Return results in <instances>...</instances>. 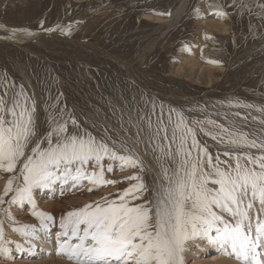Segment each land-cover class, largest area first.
<instances>
[{"label":"rangeland","instance_id":"374dc122","mask_svg":"<svg viewBox=\"0 0 264 264\" xmlns=\"http://www.w3.org/2000/svg\"><path fill=\"white\" fill-rule=\"evenodd\" d=\"M261 4L264 0H0V92L5 90L6 82H14L16 91L23 85L36 104L38 134L48 131L50 115H62L69 121V130L73 128L71 119H75L81 130L86 129L98 139L116 141L117 146L126 143L144 165L143 170H121L118 160L105 158V179L119 183L91 186L87 180H53L35 187L32 201L14 202V192L4 196L13 173L0 169V196L5 200L0 205V220L8 241L5 247L10 248L11 254H20L10 258L8 251L0 253V264H32L45 261L52 254L61 256L60 252H53L58 244L51 245L49 252L36 244L33 252L39 245L38 251L43 250L48 256L25 257L24 253L20 260L17 246L24 249L34 241L33 235L22 237L12 232L18 235L14 238L5 228L8 218L41 227L40 218L33 212L47 211L53 220L47 222L49 228L44 230L52 231L69 211L93 201L103 203L102 198L115 199L136 183L124 179L134 174L142 177L147 186L144 196L151 199L160 162L154 152L157 142L147 125L149 121L153 126L157 124L161 107L166 124L173 108L182 111L190 124L206 118L227 124V113L243 131L259 135L264 128L259 122L261 113L255 107L240 108L235 104L239 101L264 107ZM11 29L18 31L13 35ZM24 29L31 34L19 31ZM237 112L239 117L233 115ZM168 127L171 131V125ZM197 139L207 144L213 154L222 152V146L199 128ZM130 140L139 147L135 148ZM109 164L112 171L107 170ZM15 175L19 177V170ZM17 183L22 185V177L14 188ZM90 186L92 191L88 190ZM50 205L52 209L48 210ZM252 215L255 217V209ZM212 234L215 236L214 230ZM67 239L63 236L61 244ZM190 246L185 264H211L227 255L226 260L243 264L227 248L225 252H197V247ZM261 250L264 252V248Z\"/></svg>","mask_w":264,"mask_h":264},{"label":"snow or ice","instance_id":"6c2138e0","mask_svg":"<svg viewBox=\"0 0 264 264\" xmlns=\"http://www.w3.org/2000/svg\"><path fill=\"white\" fill-rule=\"evenodd\" d=\"M17 31L11 29L13 35ZM19 31L31 34L27 29ZM235 106L255 107L264 125V107L239 101ZM224 119L227 124L210 118L190 124L182 111L173 108L166 124L161 107L157 124L149 121L147 125L157 142L154 152L160 162L152 198H145L147 186L140 175L125 177L136 183L115 199L93 201L62 218V236L68 239L60 245V253L76 264H185L188 242L208 238L221 249L230 248L243 264H264V252L258 251L264 248V128L257 135L243 131L227 113ZM70 122L72 130L62 115H50L48 131L38 134L35 101L23 85L16 91L14 82H6L0 92V169L13 175L4 196L14 192L13 202L32 201L33 189L53 180H87L91 186L119 183L105 179V158L118 160L121 170H143L142 159L126 143L117 146L116 141L98 139L81 130L75 119ZM197 128L221 145L222 152H210L197 139ZM107 170L112 171L111 164ZM21 177L22 185L14 188ZM4 196L0 205L5 203ZM33 215L40 218L42 228L53 220L45 212ZM29 228L31 232L23 231ZM17 230L26 236L35 234L31 225ZM73 239L78 242L71 243ZM7 243L0 220V253L6 251Z\"/></svg>","mask_w":264,"mask_h":264},{"label":"bare ground","instance_id":"6f19581e","mask_svg":"<svg viewBox=\"0 0 264 264\" xmlns=\"http://www.w3.org/2000/svg\"><path fill=\"white\" fill-rule=\"evenodd\" d=\"M184 5V4H183ZM63 9V8H62ZM105 17V16H104ZM57 28V27H56ZM24 81H25V83L28 85V87H30V89L32 90V92H33V95H34V91H33V88H32V85L30 84V81L29 80H27V77L24 75ZM35 97H36V95H35ZM113 127H116V126H114L113 125ZM117 128V127H116ZM117 131H120V133L121 134H123V136L124 137H126V138H128L127 137V134H125V133H122L121 132V130H117ZM130 142L133 144L134 142H132L131 140H130ZM134 146H135V148H138L137 147V145L134 143ZM147 152V151H146ZM152 165V164H151ZM155 165V164H154ZM0 184H2V182L0 183ZM2 186V185H1ZM1 186H0V189H1ZM115 191V190H114ZM1 193V192H0ZM115 194V193H114ZM36 200V199H35ZM17 203V202H16ZM46 207H47V205H45ZM51 208V205L50 206H48V210ZM62 208V207H61ZM52 209V208H51ZM15 211H16V209H15ZM45 213H48V214H50V215H52V213H49V212H47V211H45ZM27 215V214H26ZM12 216V215H11ZM24 216V215H23ZM61 216V215H60ZM22 217V216H21ZM227 218V217H226ZM62 219V218H61ZM18 223V226H16L15 224H17ZM24 224L22 223V222H17L15 219H13V217L12 218H8V220H7V223H6V225H5V228H9L8 230H9V232L11 233L10 235H12V234H18V235H21L22 236V231H18L17 229H22V226H23ZM30 225H33V223H30ZM16 226V227H15ZM49 228V227H48ZM30 229V228H29ZM29 229H23V231H27V232H31L32 230H29ZM46 230V231H45ZM44 230V228H42V227H38V226H36L35 227V234L33 235V240L34 241H32L31 243H28L27 244V246H25V248L24 249H20L19 248V246H17V248H16V250H18V252L19 253H21V257H19V259L20 260H22L21 258L23 257V254L24 253H26V255H25V257H27L28 255V257H31V255H33V254H40V255H42V254H44V251L45 252H49V250H50V248H51V245H55V244H58V246L55 248V247H53V248H55V250L53 251L54 253H59L60 252V245H61V241H62V232H63V229L60 227V226H58L57 228H55V229H52V231H49V230H47V229H45ZM8 232V233H9ZM12 232H14V233H12ZM18 235L17 236H15V235H12V236H14V238H16V237H18ZM24 235V234H23ZM212 236H213V234H212ZM20 237V236H19ZM23 237V236H22ZM36 240V241H35ZM78 242V240H74V242L73 243H77ZM26 243V242H25ZM24 243V244H25ZM36 244H39L40 245V248L41 249H44V251L42 250V252H39L38 250H40L41 251V249H38V247H39V245H38V247L36 248V251L35 252H33L35 249H34V247H36L35 245ZM188 244L189 245H187V246H190V245H192L193 247L195 246V247H197V252L198 251H205L206 249H208L209 251L210 250H213V251H216L217 249H221V248H219V247H217L216 245H214V244H212V243H210V241H209V239L208 238H198V239H195V240H191V241H189L188 242ZM191 247V246H190ZM192 249V248H191ZM194 249V248H193ZM10 250V248L9 247H6V251L4 252V253H6L7 251H8V254L9 255H11V257L10 258H17L18 256H20V254L19 255H15L14 253L13 254H11L12 252L11 251H9ZM222 250V249H221ZM227 250H229V254H232L231 253V249L230 248H227ZM188 251H190V249L188 250ZM187 251V252H188ZM196 251H194V252H196ZM220 251V250H219ZM223 251L225 252V249H223ZM258 251H259V249H258ZM52 252V253H53ZM186 252V253H187ZM261 252H263L262 250H261ZM8 254H6V255H8ZM49 254V253H48ZM48 254H44V256H48ZM223 254V253H222ZM6 255L4 256V258H7L6 257ZM225 255H226V253H225ZM234 255V254H233ZM35 256V255H34ZM221 256H224V255H221ZM221 256L219 257V258H221ZM24 257V258H25ZM38 257V256H37ZM42 257H43V255H42ZM217 257V256H216ZM215 257V258H216ZM226 257H228V255L226 256ZM226 257L224 256L223 257V259L221 260V259H217V260H214L215 262H213V263H211V261H210V263L211 264H237L234 260H230V259H227L226 260ZM33 259V258H32ZM37 259V258H36ZM41 259V258H40ZM46 260L45 261H40V262H38V263H35V261H32L31 263L32 264H73L74 262H75V260H74V262L73 263H70V260H72V259H69V258H67V256L66 255H62L61 254V256L60 255H55V254H52L51 255V257L49 258H45ZM25 261H26V259H24ZM196 260V259H195ZM4 262V261H3ZM72 262V261H71ZM207 263V262H206ZM241 263V262H240ZM16 264V263H15ZM19 264H27L26 262H20ZM29 264H30V262H29ZM198 264H199V262H198ZM242 264V263H241Z\"/></svg>","mask_w":264,"mask_h":264}]
</instances>
